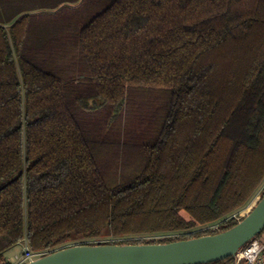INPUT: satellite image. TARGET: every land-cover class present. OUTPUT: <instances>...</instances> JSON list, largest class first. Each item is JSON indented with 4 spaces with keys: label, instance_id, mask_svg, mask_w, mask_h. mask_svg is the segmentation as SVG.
Returning a JSON list of instances; mask_svg holds the SVG:
<instances>
[{
    "label": "trees",
    "instance_id": "trees-1",
    "mask_svg": "<svg viewBox=\"0 0 264 264\" xmlns=\"http://www.w3.org/2000/svg\"><path fill=\"white\" fill-rule=\"evenodd\" d=\"M32 12L0 20V264L24 241L39 258L243 219L264 195V0Z\"/></svg>",
    "mask_w": 264,
    "mask_h": 264
},
{
    "label": "water",
    "instance_id": "water-1",
    "mask_svg": "<svg viewBox=\"0 0 264 264\" xmlns=\"http://www.w3.org/2000/svg\"><path fill=\"white\" fill-rule=\"evenodd\" d=\"M263 229L264 195L235 226L217 234L169 243L74 245L25 264H210L233 258Z\"/></svg>",
    "mask_w": 264,
    "mask_h": 264
},
{
    "label": "built area",
    "instance_id": "built-area-1",
    "mask_svg": "<svg viewBox=\"0 0 264 264\" xmlns=\"http://www.w3.org/2000/svg\"><path fill=\"white\" fill-rule=\"evenodd\" d=\"M214 230L217 225L209 227ZM37 258V254L24 252L23 257L17 259L15 264H25ZM230 264H264V235L256 236L242 247L232 258Z\"/></svg>",
    "mask_w": 264,
    "mask_h": 264
},
{
    "label": "crops",
    "instance_id": "crops-1",
    "mask_svg": "<svg viewBox=\"0 0 264 264\" xmlns=\"http://www.w3.org/2000/svg\"><path fill=\"white\" fill-rule=\"evenodd\" d=\"M53 1L54 0H0V20H12L17 14L21 15L32 12L33 10H36V8H38V6L41 4H50ZM23 244L24 243H22V245ZM3 257L7 262L10 263L4 254ZM19 258H21V256Z\"/></svg>",
    "mask_w": 264,
    "mask_h": 264
},
{
    "label": "rangeland",
    "instance_id": "rangeland-1",
    "mask_svg": "<svg viewBox=\"0 0 264 264\" xmlns=\"http://www.w3.org/2000/svg\"><path fill=\"white\" fill-rule=\"evenodd\" d=\"M31 13H33V12H30L28 14H31ZM153 96L156 97L158 100H160L161 97H162V96H155V95L150 94L147 97L146 102L149 103L150 101H152V97ZM162 100H164V99H162ZM261 192H262V190H259L258 191L257 196H255V198L252 200V202L245 209H243L242 211H240L238 217H244V216H246L250 212L251 207L260 198ZM159 238H160V236H158V237L151 236V237H148L147 239H159ZM3 240H5V239L4 238H0V249H3V247H4ZM2 253L10 261V263L8 262V264H15L16 261H17V259H19L20 256L23 257V255H24V246L22 244H17V245H14V246L8 248L7 250L3 251Z\"/></svg>",
    "mask_w": 264,
    "mask_h": 264
}]
</instances>
